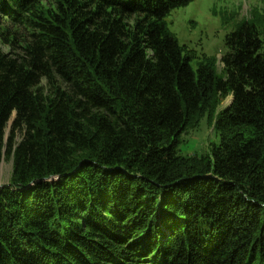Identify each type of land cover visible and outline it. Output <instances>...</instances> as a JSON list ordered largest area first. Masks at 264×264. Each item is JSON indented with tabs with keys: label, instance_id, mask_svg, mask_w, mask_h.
<instances>
[{
	"label": "trees",
	"instance_id": "1",
	"mask_svg": "<svg viewBox=\"0 0 264 264\" xmlns=\"http://www.w3.org/2000/svg\"><path fill=\"white\" fill-rule=\"evenodd\" d=\"M192 1L0 0V264H264V19L194 73Z\"/></svg>",
	"mask_w": 264,
	"mask_h": 264
},
{
	"label": "rangeland",
	"instance_id": "2",
	"mask_svg": "<svg viewBox=\"0 0 264 264\" xmlns=\"http://www.w3.org/2000/svg\"><path fill=\"white\" fill-rule=\"evenodd\" d=\"M255 13L264 19V0H193L184 7L172 10L165 17V23L179 45L195 53L189 65L194 73H197L203 57L215 60V69L220 73V60L227 51L225 37ZM260 32V39L264 43V26ZM231 100L232 97H229L222 102L220 110L227 107ZM13 118L12 114L9 126ZM182 141L179 147L181 154L200 156L208 152L210 143L217 142V137L203 119L195 130L182 136ZM10 170V160L0 163V185L7 183Z\"/></svg>",
	"mask_w": 264,
	"mask_h": 264
}]
</instances>
